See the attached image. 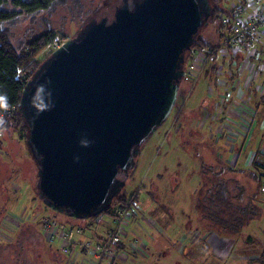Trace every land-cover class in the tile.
Returning <instances> with one entry per match:
<instances>
[{"label": "rangeland", "instance_id": "374dc122", "mask_svg": "<svg viewBox=\"0 0 264 264\" xmlns=\"http://www.w3.org/2000/svg\"><path fill=\"white\" fill-rule=\"evenodd\" d=\"M221 1L225 13L219 26L216 21L208 22L198 31L211 43L206 45L214 48L223 38L219 39V33L229 27L225 20L232 9L246 4V0ZM120 2L55 0L50 9L37 14L34 20L25 13L18 15L11 26L12 43L18 48L20 42L39 34L48 25L55 35L52 43L36 55V60L43 63L50 52L75 37L88 22L111 18ZM227 54L232 62L210 57L195 83L181 82L170 116L142 145L123 187L125 192L122 191L135 199L133 209L126 210L121 218L122 232L114 229L116 224L106 214L90 221L71 219L48 209L37 194L35 159L25 145V134L4 129L0 135V264H89L87 254L67 256L56 250L58 243L50 246L38 224L41 217L53 218L67 231L71 227L84 228V234L78 239L93 244L95 236L106 238L116 233L120 240L117 245L120 250H116L119 254L113 261H105L108 264H249L250 258L259 256L264 251V169L256 170L255 179L245 170L250 167L256 144L260 142L259 149H264V102L260 105L261 111L251 108L257 104L256 98L261 101L264 97V92H258L264 89V60L256 61L258 67L252 71L251 60L247 66H241L238 59L242 54L231 57L230 50ZM188 60L187 53L185 65ZM221 63L224 68L220 74ZM195 64L198 68L202 66L199 62ZM240 73L248 76V83L246 76L241 81ZM241 98L249 105L247 111L239 114L237 110H229L226 114L225 109ZM14 113L15 109L7 106L0 117L12 118ZM250 120L257 133L243 146L241 129H248ZM255 154L264 160L261 151ZM219 166L237 170L221 176L229 188L225 192L229 203L237 210L248 207L252 210V218L234 238L219 235L204 217L210 212H218L215 216L219 217L224 209L216 198L218 195L210 201L207 191L214 178L211 170H218ZM13 226L19 230L8 238L14 231ZM111 228L112 232L105 234Z\"/></svg>", "mask_w": 264, "mask_h": 264}, {"label": "water", "instance_id": "95a60500", "mask_svg": "<svg viewBox=\"0 0 264 264\" xmlns=\"http://www.w3.org/2000/svg\"><path fill=\"white\" fill-rule=\"evenodd\" d=\"M211 14L209 0H121L35 70L19 107L48 209L88 220L110 207L170 116L185 54Z\"/></svg>", "mask_w": 264, "mask_h": 264}, {"label": "trees", "instance_id": "16d2710c", "mask_svg": "<svg viewBox=\"0 0 264 264\" xmlns=\"http://www.w3.org/2000/svg\"><path fill=\"white\" fill-rule=\"evenodd\" d=\"M54 2L55 0H0V97L5 98L3 101H0V104L6 103L8 107H13L15 109V113L12 118L11 116L7 115L3 117L5 121L3 127L7 130H20L25 134L26 138L28 126L18 105L20 102L22 89L27 80L32 77L35 70L42 64V62L36 60V55L41 49L45 48L49 42V45L52 43V38L55 33L54 30L47 25L39 34L20 42V45L17 48L11 40V26L15 22L14 20L18 18V15L25 13L28 14L32 20H34L37 17V14L50 9ZM209 2L211 4L212 12L209 24H213V22L216 21L215 24L219 26L220 19L225 13L223 3L221 0H209ZM222 37V34L219 33V39ZM206 44L211 43L205 41L204 38L198 33L196 35V42L193 44V46H206ZM256 99L258 100V98ZM260 100L261 101L258 100L259 103L255 107L258 111H261L260 105L262 102H264V97L262 96ZM3 108L4 107H0V112ZM261 168L264 169L263 163L253 161L250 167L245 170V172L251 179H255L258 175L256 170ZM132 170L129 172V176L131 175ZM211 171L213 172L212 177L214 178L211 181V186H208V198L211 201L213 200V197L218 195L216 198L222 202L224 209L220 212L219 217L215 216V214L218 212L204 214V217L205 219L209 220L208 224L211 226V228L217 230L219 235L234 238L239 234L243 224L252 218V210H250L249 207L244 209L240 208L239 210L235 209V207L229 203V198L225 196V192H228L229 188L226 184V181L222 179L221 176L223 173L226 174L229 172H236L237 170L228 166H219L218 170L212 169ZM116 178H122V171H118ZM36 181L38 184L37 175ZM122 191L119 196L113 199L110 207L107 208L102 214L93 215L88 220L97 221L103 214L113 217L119 209H125L128 211L132 210V205L135 204V199L132 198V196L127 197V195L123 193L125 191ZM37 194L39 195V192H37ZM129 198L131 200H128ZM95 238L96 243H99L103 239V235L98 237L95 236ZM119 248L120 247H117V252H119ZM56 250L58 251V248H56ZM248 263L264 264V251H262L259 256L250 258Z\"/></svg>", "mask_w": 264, "mask_h": 264}, {"label": "built area", "instance_id": "2783aa9c", "mask_svg": "<svg viewBox=\"0 0 264 264\" xmlns=\"http://www.w3.org/2000/svg\"><path fill=\"white\" fill-rule=\"evenodd\" d=\"M251 11V12H250ZM225 25H229L226 28V32L221 31L223 38L216 48L214 46H191V48L186 52L190 60L184 66V75L182 81L185 83H195L198 79L202 67L209 61L210 57H221L226 58V63L232 62L228 58V51L232 52V56H242L239 57L238 63L241 66H247L249 60L252 61L251 70L254 71L258 67L256 61L264 60V0H246L244 6H236L232 9L231 15L225 20ZM258 43V47L256 46ZM185 61V60H184ZM195 62L202 64L201 67H197ZM264 67V64H262ZM221 74L222 68H224L223 63L218 65ZM226 68V67H225ZM233 75V72L231 73ZM243 73L239 75L242 77ZM258 75V73H257ZM264 77V73H263ZM223 82V80L221 79ZM249 82L248 76L246 75V83ZM258 92H264L263 88H260ZM259 94V93H258ZM249 98V97H248ZM222 103V98L220 96ZM232 102V99L230 100ZM241 103L237 106V104ZM224 104V103H222ZM244 105H246L244 107ZM249 105L241 98L240 102H232L231 108H226V114L229 110H234L240 112H246ZM216 117V116H215ZM219 121L218 119H216ZM119 210H123L121 212ZM115 216L111 217L113 222L116 224L115 230L122 232L119 228L122 224L121 218L125 209H119ZM38 224L43 232V236L49 245L56 241H59L58 250L60 253L67 254V256H81L87 254L89 257V264H108L105 263L107 260L113 261L117 255V245L120 242L119 236L116 233L110 234L108 237L103 239L99 243H91L90 241H80L75 235H80L83 232L82 227L76 229L72 228L69 231L65 230L60 223H57L53 218L41 217L38 220ZM125 226V225H124ZM58 229L60 232L58 233ZM111 231L106 230L105 234L111 233ZM79 246V248L77 247ZM78 248V249H77ZM70 252V253H68ZM84 264V263H80ZM86 264V263H85ZM113 264V263H111Z\"/></svg>", "mask_w": 264, "mask_h": 264}, {"label": "crops", "instance_id": "0c3cea01", "mask_svg": "<svg viewBox=\"0 0 264 264\" xmlns=\"http://www.w3.org/2000/svg\"><path fill=\"white\" fill-rule=\"evenodd\" d=\"M245 76H246V75H244V74L242 75V77H241L242 80H241V81H243V78H244ZM241 81H239V82H241ZM248 87H249V86H248ZM248 87H247V89H248ZM249 95H250V94H249ZM239 96L241 97L242 94L240 93ZM256 101H257V104H258L259 102H258L257 99H256ZM254 103H255V101H254ZM257 104H256V105H257ZM256 105L253 106V107H251L252 110H255ZM251 123H253L252 120H250V127L248 128V129H249V132H248V129H246V130L241 129V131L244 133V136H243V137H244V140H245V141L243 142V146H245L246 141H247L249 138L252 137L253 133L256 132L255 129H254V126H253V127L251 126ZM256 133H257V132H256ZM259 147H260V142H259L258 144H256V151H259V152L261 151L262 154H264V149L261 150V149H259ZM256 151L251 152V154L254 153V154L251 156V158H250V161L252 160V161H251V164H252L253 161H256V162H258V163H263V164H264V160L260 159V157L257 156V154H255ZM247 155H248V154H246L245 156L247 157ZM258 157H259V158H258ZM240 158H241V156L238 155V158H237V159H240ZM251 164H250V165H251ZM250 165H249V166H250ZM23 223H24V222H23ZM24 224H25V223H24ZM13 228H14V231L11 233L10 236H8V238H11L12 235L15 234V233L17 232V230H19V227H17V226H13ZM82 234H84V230H83ZM82 234H81V235H82ZM79 236H80V235H75L76 238H79ZM84 240H85V239H84ZM56 243H58V247H59V246H60V245H59V241H56ZM58 247H57V248H58ZM66 259H67V258H66ZM79 264H80V263H79Z\"/></svg>", "mask_w": 264, "mask_h": 264}, {"label": "clouds", "instance_id": "9594fccd", "mask_svg": "<svg viewBox=\"0 0 264 264\" xmlns=\"http://www.w3.org/2000/svg\"><path fill=\"white\" fill-rule=\"evenodd\" d=\"M4 99H5L4 97H0V101H3ZM0 107L7 108V104L6 103L0 104ZM4 124H5L4 119L0 117V135H2L4 132V127H3Z\"/></svg>", "mask_w": 264, "mask_h": 264}, {"label": "flooded vegetation", "instance_id": "af4514ba", "mask_svg": "<svg viewBox=\"0 0 264 264\" xmlns=\"http://www.w3.org/2000/svg\"><path fill=\"white\" fill-rule=\"evenodd\" d=\"M184 66H185V62H184V65H183V69H184ZM181 82H182V80H181ZM119 179H123V175H122V178H119ZM124 191V190H123Z\"/></svg>", "mask_w": 264, "mask_h": 264}, {"label": "bare ground", "instance_id": "6f19581e", "mask_svg": "<svg viewBox=\"0 0 264 264\" xmlns=\"http://www.w3.org/2000/svg\"><path fill=\"white\" fill-rule=\"evenodd\" d=\"M40 231V230H39Z\"/></svg>", "mask_w": 264, "mask_h": 264}]
</instances>
